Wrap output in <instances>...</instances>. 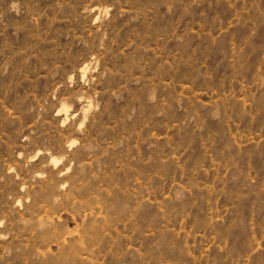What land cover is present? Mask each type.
I'll return each mask as SVG.
<instances>
[{
    "label": "rangeland",
    "instance_id": "rangeland-1",
    "mask_svg": "<svg viewBox=\"0 0 264 264\" xmlns=\"http://www.w3.org/2000/svg\"><path fill=\"white\" fill-rule=\"evenodd\" d=\"M0 264H264V0H0Z\"/></svg>",
    "mask_w": 264,
    "mask_h": 264
}]
</instances>
